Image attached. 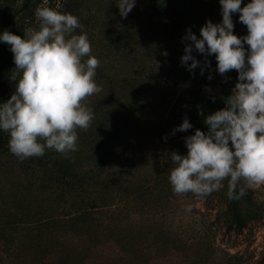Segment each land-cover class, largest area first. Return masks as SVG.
Wrapping results in <instances>:
<instances>
[{
	"label": "rangeland",
	"instance_id": "1",
	"mask_svg": "<svg viewBox=\"0 0 264 264\" xmlns=\"http://www.w3.org/2000/svg\"><path fill=\"white\" fill-rule=\"evenodd\" d=\"M183 1L185 8L170 0H136L122 19L119 0H30L25 9L22 0H0V35L11 33L7 24L11 13L24 29L38 28L37 7L79 18L91 56L100 62L94 80L102 89L85 104L107 118L113 116L119 130L100 143L98 160L104 166L112 160L113 170L106 174L124 201L133 191L144 196L139 200L138 194L128 204L141 206L138 210L143 208L149 220L146 231L137 226L130 234L141 236L140 248L132 247V252L113 240L94 245V236L80 238L65 231L63 225L52 222L50 214L41 217L43 207L56 204L47 196L53 185L47 174L50 159L59 153L46 149L43 156L21 162L7 145L0 153V264H213L218 255L231 256V264H254L264 256V213L261 220H250L241 233L226 232L223 216L215 218L216 210L224 206L220 200L213 201L211 208L198 201L188 212L182 195L167 199L163 192L174 167L169 153H181V141L187 137L184 132L172 134L185 118L181 111L191 107V101L202 107L214 93H220L226 103L233 90L219 87L208 74L210 69L201 74L197 66L189 72L181 64L177 53L181 42H186L182 40L186 30L199 39L206 21L218 24L222 20L219 0ZM250 2L242 0L241 7ZM153 3L163 11H155ZM232 21L233 34L246 36L239 13L232 14ZM76 34H82L81 30ZM244 48L247 51L246 44ZM15 67L13 53L0 60L2 104L15 93V82L10 80ZM82 131L77 130V151L84 156ZM253 189L255 201L264 208V185ZM140 214L135 219L142 225ZM142 245L147 250L142 251ZM45 255L52 257L47 260Z\"/></svg>",
	"mask_w": 264,
	"mask_h": 264
},
{
	"label": "clouds",
	"instance_id": "2",
	"mask_svg": "<svg viewBox=\"0 0 264 264\" xmlns=\"http://www.w3.org/2000/svg\"><path fill=\"white\" fill-rule=\"evenodd\" d=\"M219 3L220 23L206 21L199 39L186 30L180 62L191 72L200 64L194 50L204 57L215 55L217 72L235 70L238 82L226 107L204 120L207 132L196 130L184 137L187 154L169 153L173 192L191 193L199 200L221 190L225 180L229 200L246 195L244 187L237 191L242 182L248 188L264 185V0H251L244 7L242 0ZM135 4L136 0H119L120 17L126 18ZM234 13L246 26V36L233 34ZM35 16L39 27L25 28L23 38L8 31L0 35V41L11 46L16 66L10 76L15 93L0 104V130L9 134V150L21 162L43 156L46 149L64 155L77 151V130H87L94 119L85 101L102 91L94 80L100 62L91 56L79 18L49 7H37ZM77 29L82 34H76ZM204 66H209L207 59ZM191 128L185 117L172 134ZM186 210L192 211L191 203Z\"/></svg>",
	"mask_w": 264,
	"mask_h": 264
},
{
	"label": "trees",
	"instance_id": "3",
	"mask_svg": "<svg viewBox=\"0 0 264 264\" xmlns=\"http://www.w3.org/2000/svg\"><path fill=\"white\" fill-rule=\"evenodd\" d=\"M170 1L176 2L185 8L183 0ZM29 3L30 0H22L21 7L25 9ZM153 7L155 11H163L159 4L153 3ZM7 24L11 28V34L23 38L24 26L14 22L13 13L7 16ZM186 43L181 42L177 53L180 58L184 55ZM10 47V45L0 41V60H5L11 56ZM192 55L200 61L198 65L200 69H210V73L208 74L215 77L214 79L219 87L222 89H234L238 82V73L235 70L221 75L216 70L217 62L215 55L204 57L195 50ZM204 59L211 60L208 68L204 66ZM2 95L3 83L0 80V104H2ZM224 108V99L220 93H214L208 97L202 107H199L196 101H191V107L184 108L181 111V114L187 117L189 123L192 125L191 129L184 132L185 136L193 135L196 130L207 132V126L204 123L206 117ZM92 109L94 111V119L89 128L82 131V140L84 138L85 143V155L82 156L81 152L76 151L67 155L55 154L50 159L51 170L48 171L47 177L53 179V185L50 186V194H46L56 204H51L50 207H43L41 217L50 214V218L54 219L52 222L63 225L65 231L80 238L86 237V235H89V237L94 236V245L103 240H113L119 247L124 248L127 252H132V247L140 248L138 243L141 236L136 238L130 234L135 231L137 226L146 231V224L149 223V220L144 217L145 212H143V208L141 211L138 210L141 206L137 207L134 203L128 204V202H133L138 194L140 195L139 200H143L144 196L141 193L131 192L132 189H130L129 191L133 196L128 195L126 202L122 199L118 190L114 189L111 180L108 179L106 173L108 170H113V165H110V161L112 160L106 163L105 166L102 160H98L101 150L100 143L102 141L105 142L107 136L111 138L117 135L119 132L118 125L114 122L113 116L112 119L107 118L101 115L97 109ZM9 138L8 133L0 130V153L8 145ZM181 143L182 152L179 154L186 155L187 149L184 144V138ZM106 145L103 143V148L107 150ZM169 174L167 175V179L169 178ZM129 183L131 187L132 183ZM240 187L245 188L246 195L239 200L228 199L227 180L223 182L221 190L211 193L203 200L194 198L191 193L182 196L185 198L186 205L189 203L193 205L200 201L209 206V208L213 206L211 205L213 201L216 199L220 200L224 206L222 209L216 210L215 218H219L222 215L225 222V231L239 234L246 228L250 220H261L264 213V208L254 199V189L248 188L243 182L238 186L237 191H239ZM163 192L167 199L175 195L170 182L168 188H165ZM149 194L152 195V193ZM123 201L126 202V205L122 207ZM61 202L64 206H61ZM137 212L141 213L140 217H142V222H145V224H136L135 215ZM41 219L43 220V218ZM141 250H147L146 245H142ZM48 255H45L47 260L52 257ZM230 257L218 255L214 259L213 264H231ZM254 264H264V256L256 260Z\"/></svg>",
	"mask_w": 264,
	"mask_h": 264
}]
</instances>
